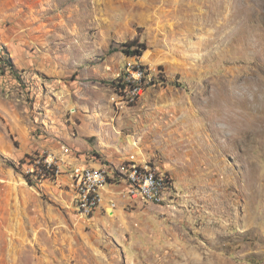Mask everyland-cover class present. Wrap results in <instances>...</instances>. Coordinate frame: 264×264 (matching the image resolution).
<instances>
[{"label": "rangeland", "instance_id": "rangeland-1", "mask_svg": "<svg viewBox=\"0 0 264 264\" xmlns=\"http://www.w3.org/2000/svg\"><path fill=\"white\" fill-rule=\"evenodd\" d=\"M131 162L164 201L114 182ZM101 166L83 213L72 170ZM0 264H264V0H0Z\"/></svg>", "mask_w": 264, "mask_h": 264}, {"label": "bare ground", "instance_id": "bare-ground-1", "mask_svg": "<svg viewBox=\"0 0 264 264\" xmlns=\"http://www.w3.org/2000/svg\"><path fill=\"white\" fill-rule=\"evenodd\" d=\"M139 75V82L136 84V94H133V89L129 86L126 90L125 95H128L131 100H135L137 96H139L140 91L144 88L142 84V71H138ZM128 83L130 82V78L127 79ZM126 84V83H125ZM125 89V87H124ZM137 95V96H136ZM72 171H79V174H74L75 184H80L82 182V195L80 198L76 199L77 204L79 205V209L83 213L93 214L92 208H86L89 203H96V192L98 189V193L101 194L104 187L109 186L108 184H99V181H92L90 182L89 176H98L100 177L101 181H109L111 180V174L109 170H105L104 167L100 168H92V167H85V168H74ZM146 172V178L153 183L155 199H162L166 197V191L168 188L169 181L165 174L159 173V171L151 167L150 165H136L135 169H130V177L129 183L127 179H123L126 181L128 190H132V186H136V189H144V173ZM113 182V181H112ZM111 182V183H112ZM114 182H117V178ZM125 182V183H126ZM110 183V181H109ZM110 183V184H111ZM153 198V191H144L143 192V199H152ZM145 201V200H144ZM147 202H160L162 200H146ZM100 203H97V209Z\"/></svg>", "mask_w": 264, "mask_h": 264}, {"label": "built area", "instance_id": "built-area-1", "mask_svg": "<svg viewBox=\"0 0 264 264\" xmlns=\"http://www.w3.org/2000/svg\"><path fill=\"white\" fill-rule=\"evenodd\" d=\"M129 68V75H122L121 79H122V90L120 93H126V89H123V78H130V82H131V89H133V94H136V84L139 82V75H138V64H134L131 66H127ZM137 96V95H136ZM33 164L35 167H39V166H45V170H54V174L56 176L58 170L57 168H55V166L52 164V162H50V160L45 159L44 162L43 160H39V159H35L33 161ZM137 163L131 162L128 165V168L126 170L127 174L123 176H113L112 177H117V179H127L128 183H129V177H130V169H135L136 168ZM39 171H40V179H44V178H51V177H45L44 176V172L41 170V168L39 167ZM74 174H79V171H72V188L74 190L73 192V197H72V201L74 202V199H78L81 197L82 195V182L80 184H73V175ZM87 177H90V182L92 181H99V184H109V181H101L100 177L98 176H89L87 175ZM144 189H136V186H132V190H128L127 195L134 199V198H141L142 200H165V197L162 199H155V194H154V188H153V183L148 180L146 178V172L144 173ZM144 191H153V198L152 199H143V192ZM96 196V203H89V205L86 208H92V213L97 211V203H102L103 202V194H99L98 193V189L97 192L95 194ZM110 209H113L112 206H110Z\"/></svg>", "mask_w": 264, "mask_h": 264}, {"label": "trees", "instance_id": "trees-1", "mask_svg": "<svg viewBox=\"0 0 264 264\" xmlns=\"http://www.w3.org/2000/svg\"><path fill=\"white\" fill-rule=\"evenodd\" d=\"M145 49H146L145 44L138 42V40L136 38L133 40H129V41L125 42L122 46V52L127 56H137V57L141 56ZM7 64L10 66L11 70L14 69L11 62H9ZM120 79L121 78L119 77L118 81ZM118 81L115 83V87L119 88V91L121 92V90H122V79L120 80L119 84H118ZM129 86H131V83H128L125 79L123 82V89L125 87V89L127 90V88ZM39 167L44 172L45 177H51L52 179L55 178L54 170H47V169L45 170V166H43V165L39 166ZM115 176H119V175L116 174ZM115 178H117V177H115ZM27 181L32 185L31 179L29 177H27ZM109 181H113V180L112 179L110 180V178H109Z\"/></svg>", "mask_w": 264, "mask_h": 264}, {"label": "crops", "instance_id": "crops-1", "mask_svg": "<svg viewBox=\"0 0 264 264\" xmlns=\"http://www.w3.org/2000/svg\"><path fill=\"white\" fill-rule=\"evenodd\" d=\"M101 167H102V166H101ZM105 188H107V186H106V187H104L103 189L105 190ZM104 190H102V194H103V191H104ZM100 204H102V203H100Z\"/></svg>", "mask_w": 264, "mask_h": 264}]
</instances>
